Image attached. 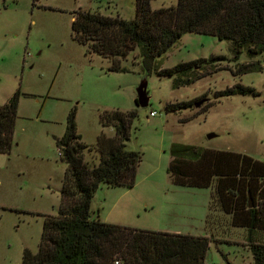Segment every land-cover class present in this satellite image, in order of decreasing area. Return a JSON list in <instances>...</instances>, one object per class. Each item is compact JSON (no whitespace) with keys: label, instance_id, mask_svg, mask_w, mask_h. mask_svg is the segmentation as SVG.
Wrapping results in <instances>:
<instances>
[{"label":"rangeland","instance_id":"rangeland-1","mask_svg":"<svg viewBox=\"0 0 264 264\" xmlns=\"http://www.w3.org/2000/svg\"><path fill=\"white\" fill-rule=\"evenodd\" d=\"M178 1L152 0L151 6L173 7ZM80 11L133 20L137 0H0V105L20 93L14 147L0 153V264H22L26 249L37 253L45 216L59 213L68 164L57 139L65 134L70 115L75 113L82 141L93 148L85 151L84 160L94 167L101 159L96 151L100 135L116 136L114 126L102 124L107 110L138 113L126 145L141 153L142 162L133 188L100 186L91 217L213 237L206 262L254 264L247 229L235 226L220 206L211 209L213 189L178 186L168 171L174 143L264 162V71L234 76L232 43L199 33L184 34L156 64L166 69L226 56L214 75L175 88L173 78L145 70L139 48L120 58L126 71H113L112 59L91 53L76 39L73 22ZM249 61L244 51L239 62ZM145 83L150 99L140 106L136 99ZM237 83L254 87L259 95L216 99L217 91ZM201 97L208 98L203 105L215 102L206 113L196 115L201 107L167 111L171 103Z\"/></svg>","mask_w":264,"mask_h":264},{"label":"trees","instance_id":"trees-1","mask_svg":"<svg viewBox=\"0 0 264 264\" xmlns=\"http://www.w3.org/2000/svg\"><path fill=\"white\" fill-rule=\"evenodd\" d=\"M38 1V0H34ZM152 0H137L133 20L80 11L74 17L76 39L91 53L112 59L113 71H126L120 58L140 50L144 68L174 79L180 88L222 69L223 55L181 62L161 68L157 58L166 54L186 33L207 34L232 43L234 76L264 71V0H179L173 7L153 9ZM246 51L250 61L240 63ZM258 96L252 86L237 83L217 91L216 99ZM196 98L171 103L167 111L201 107L206 113L215 102ZM138 99H136L137 102ZM20 93L0 105V153H10L18 118ZM203 105V106H202ZM136 111L107 110L101 115L104 126H114L116 136L102 133L96 151L101 159L90 167L77 131L75 113L69 117L65 134L57 139L63 160L68 164L62 203L57 216L46 215L39 251L26 249L22 264H205L213 237L138 229L102 222L91 217V206L102 184L133 188L142 155L127 149ZM169 176L182 187L213 189L211 209L220 206L233 224L246 228V246L254 264H264V162L251 156L190 144L174 143ZM252 199L253 206L250 207ZM212 212V211H211ZM218 242V241H216ZM119 262V263H117Z\"/></svg>","mask_w":264,"mask_h":264},{"label":"water","instance_id":"water-1","mask_svg":"<svg viewBox=\"0 0 264 264\" xmlns=\"http://www.w3.org/2000/svg\"><path fill=\"white\" fill-rule=\"evenodd\" d=\"M138 100H137V104L140 106H147L149 103V95L147 92V84L145 83L144 85H142L139 90H138ZM216 136L215 134H211L209 137L212 138ZM253 206V202L252 199L250 200V207Z\"/></svg>","mask_w":264,"mask_h":264},{"label":"crops","instance_id":"crops-1","mask_svg":"<svg viewBox=\"0 0 264 264\" xmlns=\"http://www.w3.org/2000/svg\"><path fill=\"white\" fill-rule=\"evenodd\" d=\"M161 231H167V232H172V233H183V234H186L184 232H182L181 230H176V231H170V230H167V229H163ZM197 236V235H196Z\"/></svg>","mask_w":264,"mask_h":264},{"label":"built area","instance_id":"built-area-1","mask_svg":"<svg viewBox=\"0 0 264 264\" xmlns=\"http://www.w3.org/2000/svg\"><path fill=\"white\" fill-rule=\"evenodd\" d=\"M151 115H152V116H156V115H157V113H156V112H152V113H151ZM117 263H119V262H117ZM205 264H213V263L206 262Z\"/></svg>","mask_w":264,"mask_h":264}]
</instances>
